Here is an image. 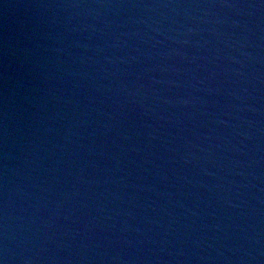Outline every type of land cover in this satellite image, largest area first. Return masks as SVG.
<instances>
[{
  "label": "water",
  "instance_id": "obj_1",
  "mask_svg": "<svg viewBox=\"0 0 264 264\" xmlns=\"http://www.w3.org/2000/svg\"><path fill=\"white\" fill-rule=\"evenodd\" d=\"M0 264H264V0H0Z\"/></svg>",
  "mask_w": 264,
  "mask_h": 264
}]
</instances>
